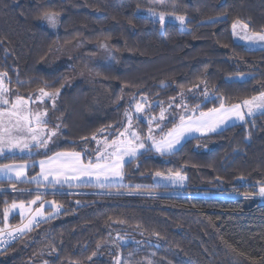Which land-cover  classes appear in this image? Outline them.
<instances>
[{
    "label": "trees",
    "instance_id": "16d2710c",
    "mask_svg": "<svg viewBox=\"0 0 264 264\" xmlns=\"http://www.w3.org/2000/svg\"><path fill=\"white\" fill-rule=\"evenodd\" d=\"M166 3L188 14L187 29L172 22L161 28L156 18L143 13L150 6L145 0H0V73H7L10 100L17 94L29 98L42 87L60 89L55 111L61 136L49 155L94 149V142L84 144L81 138L108 125L119 127L131 95L167 106L172 97L179 103L183 90L190 107L201 104L207 111L219 102L201 99L203 87L196 85L202 81L226 104L264 91V49L249 48L231 30L237 18L250 20L253 30H264V0ZM46 10L59 14L54 31L40 18ZM100 43L109 45L114 59L94 61ZM69 44L83 46L81 55L67 66L49 65L48 59ZM239 73L245 78H238ZM139 125L147 130L146 123ZM27 159L5 155L0 164ZM124 171L125 184L151 185L156 171H180L187 179L181 187L151 189L158 193L153 196L137 194L147 189L135 188L119 189L121 195L113 188L107 195L90 186L66 189L65 195L41 193L66 211L0 252V264H264V201L259 196L245 199L236 191L255 192L264 183V115L189 138L172 156L145 153ZM13 185L39 187L0 180L4 225L21 222L15 215L5 224L3 210L9 204L37 195L12 191ZM117 233L125 240L107 243Z\"/></svg>",
    "mask_w": 264,
    "mask_h": 264
},
{
    "label": "snow or ice",
    "instance_id": "6c2138e0",
    "mask_svg": "<svg viewBox=\"0 0 264 264\" xmlns=\"http://www.w3.org/2000/svg\"><path fill=\"white\" fill-rule=\"evenodd\" d=\"M145 2L150 6L143 10L151 17H155L161 28H164L167 19H172L179 23L181 30L187 29L188 14L186 12L179 14L177 4L169 5L166 0H145ZM137 8L140 10L139 4ZM168 8L172 10L169 12ZM226 15V13L221 14V16ZM40 18L55 28L60 17L57 12L46 10L41 13ZM209 22H215V20L209 18ZM250 24V20L248 22L239 18L234 20L231 25L233 37L244 42L249 48L259 46L264 49V30H253ZM98 47L108 54L112 53L107 43H100ZM238 78L244 79L245 74L239 73ZM6 79L7 73H0V157L5 155L15 157L23 154L28 159L23 163L0 164V177L8 182L16 181L39 186L34 189H16L14 185L12 186V191L21 194L37 193L35 199L30 201V205H35L39 201V207L33 212L31 206L26 207L23 202L11 205L12 209L18 210L21 217H25L27 213L25 217L27 222L14 230L7 231L9 246L11 242L18 240L33 228L39 227L42 222L53 220L61 212L66 211L55 200H42L41 193L65 195L68 194L66 189L90 186L105 190L104 194L107 195L112 194L108 190L113 188L117 189V195L123 194L119 191L122 188L147 189L137 194L158 195L151 189L183 186L187 179L186 174L180 171H168L167 173L156 171L152 173L155 183L151 185L125 184V165L131 164L149 152L161 157L172 156L183 147V143L189 138L195 139L197 136L214 134L229 126H234L235 122L246 124L255 116L264 115V91L243 99L239 103L226 104L225 98L219 95L217 90H210L207 82L202 81L201 84L196 85L197 89L203 87L200 93L201 99L208 102L218 101V107L209 108L207 111L201 110V104L190 107L185 102L183 90L178 94L180 103H176L177 98L172 97L167 106L163 101H149L146 95H131L127 97L128 107L123 112V119L118 122L119 127L108 125L99 129L90 138H81L84 144H87L89 140L94 142L96 144L94 149L85 147L81 151H58L49 155L48 153L52 151L51 146L61 136V124L56 123L53 128L47 127L50 122L48 110L45 108L43 111L33 112L29 108L32 94H29L27 100L19 94L14 100H10L9 89L4 83ZM161 86L166 87L167 85L162 81ZM192 91L188 89L189 93ZM59 94L60 89L49 92L42 87L38 90L37 100L42 103L46 98L55 109L56 98ZM123 99L125 98L118 97V100ZM156 107L160 109L158 116L151 114L152 109ZM59 119L58 117L57 120ZM139 120L146 122V131L140 128L139 123L134 122ZM169 123L171 127H167ZM35 156H43V158L33 159ZM36 168L39 171L29 176V170ZM138 168L139 165H137ZM2 190L7 191V189ZM236 191L245 199L254 196L264 198V183L255 192ZM45 206L50 209L48 213L44 211ZM8 213L9 209L5 208L3 210L5 222L8 219ZM4 231L0 229V234ZM109 235L111 236V233ZM156 236L159 238V233H156ZM124 240L125 237L117 233L116 237L107 243L119 245ZM0 242L3 241L0 240ZM92 255L95 256L96 253L93 252Z\"/></svg>",
    "mask_w": 264,
    "mask_h": 264
},
{
    "label": "rangeland",
    "instance_id": "374dc122",
    "mask_svg": "<svg viewBox=\"0 0 264 264\" xmlns=\"http://www.w3.org/2000/svg\"><path fill=\"white\" fill-rule=\"evenodd\" d=\"M143 13L144 14H146V15H149L146 11H143ZM150 16V15H149ZM153 18H155V17H153ZM166 22H172V23H175V24H177L178 26H179V23L177 22V21H175V20H172V19H167V21ZM46 25H48V24H46ZM49 26V25H48ZM49 27H51V26H49ZM180 27V26H179ZM51 29L54 31V29L51 27ZM180 29H181V27H180ZM92 47H96V46H92ZM257 47V46H256ZM82 49H83V46H81L80 44H69L68 46H66L65 48H62V49H60L58 52H56L55 54H53L49 59H48V63H49V65H51V66H53V67H57V66H67V65H69L75 58H78L80 55H81V53H82ZM82 57H89L88 55H82ZM90 58H92V57H90ZM99 59L100 61H103V62H105V61H109L111 58H112V53L111 54H108V53H106L103 49H101V48H99V53H98V56H95L94 57V61H96V59ZM83 72L84 71H81L80 73H81V75H83ZM4 83H5V81H4ZM5 86H6V83H5ZM7 87V86H6ZM8 88V87H7ZM37 95H38V93H36L35 95H32V100H30L29 101V108L33 111V112H35V111H37V110H40V111H43L45 108L48 110V115H49V123H48V125H47V127H49V128H53V127H55V125H56V123H60L61 124V120L59 119V120H57V118H58V116H57V114H56V111H55V109H53V107H52V105H51V102L50 101H48L46 98L44 99V101L41 103V102H39L38 100H37ZM9 99H11L10 98V96H9ZM15 99V98H14ZM13 99V100H14ZM24 99H29V98H24ZM57 99V98H56ZM32 101H36L35 103H33ZM180 103V102H179ZM189 105V104H188ZM190 106V105H189ZM56 108V107H55ZM160 112V111H159ZM159 112H155L154 111V109H152V111H151V114L152 115H156V116H158L159 115ZM140 121H142V122H144V123H146L144 120H139V121H134V122H136V123H139ZM235 123H240V122H235ZM57 142H58V140H57ZM57 142L54 144V145H56L57 144ZM54 145H52L51 146V148L54 146ZM96 147V146H95ZM94 147V148H95ZM183 184H185V181H184V183ZM179 187H181V186H179ZM261 198V197H260ZM35 199V198H34ZM263 201H264V198H261ZM33 200V199H32ZM42 200H45V199H42ZM31 201V200H30ZM30 201H15V202H13V203H17V204H19V203H21V202H23L24 203V205L26 206V207H28V206H31V208H32V210H33V212L35 211V209H37L39 206H37V204H39V201L37 202V204H35V205H30ZM45 201H52V200H45ZM13 203H11V204H9L6 208H8L9 209V213H8V218L9 217H11V216H13V215H19V212H18V210H16V209H12L11 208V205L13 204ZM47 206H45V209H44V211H45V213H48L47 212ZM20 217H21V215H19ZM27 216V213L25 214V217ZM25 217H21L22 219H25Z\"/></svg>",
    "mask_w": 264,
    "mask_h": 264
},
{
    "label": "built area",
    "instance_id": "2783aa9c",
    "mask_svg": "<svg viewBox=\"0 0 264 264\" xmlns=\"http://www.w3.org/2000/svg\"><path fill=\"white\" fill-rule=\"evenodd\" d=\"M39 206V205H37ZM27 220L26 218L23 219L20 223H17V224H13V225H9V226H5V227H0V229H4V233L3 234H0V240H2L3 242H0V252H4L5 251V248L7 249L9 244L7 242V231L8 230H14L16 229L17 227H20L23 225V223H26ZM16 241V240H15ZM13 241V242H15ZM11 242L10 245L13 243Z\"/></svg>",
    "mask_w": 264,
    "mask_h": 264
},
{
    "label": "crops",
    "instance_id": "0c3cea01",
    "mask_svg": "<svg viewBox=\"0 0 264 264\" xmlns=\"http://www.w3.org/2000/svg\"><path fill=\"white\" fill-rule=\"evenodd\" d=\"M242 42V41H241ZM244 43V42H243ZM245 44V43H244ZM246 45V44H245ZM247 46V45H246ZM254 48H260L259 46H257V47H254ZM64 151H71V150H64ZM58 152V151H57ZM43 158V157H42ZM42 158H39V159H42ZM38 160V159H37ZM16 163H23V162H16ZM7 164H9V163H7ZM38 171H39V169H38ZM37 171V172H38ZM36 172V173H37ZM29 175V174H28ZM0 180H4V178L3 177H0ZM42 199V198H41ZM37 205H39V204H37ZM19 216V215H18ZM13 217H15V215H13V216H11V217H9L8 219H7V221L5 222V224H9V222L12 220V218ZM19 219H21V221L23 220L20 216H19ZM5 226H9V225H4V223H0V227H5Z\"/></svg>",
    "mask_w": 264,
    "mask_h": 264
}]
</instances>
